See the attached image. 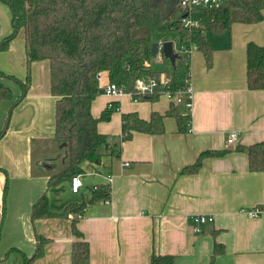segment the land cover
<instances>
[{"label":"crops","instance_id":"1","mask_svg":"<svg viewBox=\"0 0 264 264\" xmlns=\"http://www.w3.org/2000/svg\"><path fill=\"white\" fill-rule=\"evenodd\" d=\"M204 25L208 22L202 14ZM13 32L9 7L0 2V43ZM212 49V66L195 51L188 65L193 87L190 132L180 134L173 118L164 119L162 135L134 133L120 143L118 158L104 156L99 164H82L77 193L70 181L47 189L45 172L55 161L32 170L31 142L54 136L56 98L49 92V63L30 67V87L17 104L21 87L0 79L12 89L13 99L0 105V264H22L36 247L35 236L48 240L44 256L34 264H71V218L30 219L32 205L45 192L50 210L60 213L72 203H87L92 188L109 185L108 203L86 208L77 223L89 244L90 264H148L152 254L175 257V264H210L214 245L222 246L213 264H264V170H248L244 153L230 152L221 158H206L196 174H180L204 151H222L264 141V90L250 91L246 83V47L264 46V21L233 24L229 32L205 34ZM25 43L19 32L6 51L0 52V72L21 81L26 77ZM100 87L108 83L100 75ZM117 110L99 133L118 139L121 116L136 113L149 120L152 112L164 114L166 97L156 102L134 101L127 95L112 99L100 91L91 105L97 118L108 103ZM180 112L182 109H179ZM238 133L234 145L226 139ZM5 171V173L3 172ZM8 177L5 217L2 220L3 189ZM76 177V176H75ZM260 207L253 218L246 211ZM203 215L213 222L195 234L189 218ZM11 249L12 251L7 254Z\"/></svg>","mask_w":264,"mask_h":264},{"label":"trees","instance_id":"2","mask_svg":"<svg viewBox=\"0 0 264 264\" xmlns=\"http://www.w3.org/2000/svg\"><path fill=\"white\" fill-rule=\"evenodd\" d=\"M12 14L13 32L0 43V52L6 51L19 32L25 43L26 77L21 81L0 72V79L21 87V94L13 105L22 100L30 87V67L34 62L49 63V92L56 98L54 108V136L51 139L31 142L32 170L45 161H54L56 154L63 160L57 167L46 171L47 189L71 181L83 173L82 164H99L105 155L118 158L120 143L131 140L134 133L162 135L164 119L173 118L180 134L190 132L189 116L170 103L164 114L152 112L149 120L136 113L121 116V135L111 139L97 130L100 122L110 120L116 112L105 108L100 116L91 114V105L100 95L99 75L125 91L134 90L138 79H149L161 71L153 67L151 58L155 42L177 33L181 45H195L201 52L205 66H212V49L205 36L207 32L219 35L229 32L233 24H257L264 21V0H225L219 9L204 14L208 22L201 29H185L181 19L185 13L182 0H0ZM177 61V59H176ZM168 64L167 68L179 80L183 66ZM149 64V66L147 65ZM188 66H184V72ZM246 83L250 91L264 90V46L252 42L246 47ZM159 95H147L138 101L156 102ZM13 99L12 89L0 81V105ZM6 121L0 130V139L8 128ZM230 152L244 153L248 158V170L252 173L264 170V141L249 146H237L222 151H204L195 162L184 167L180 174H196L206 158H221ZM2 170V169H0ZM5 173V171H3ZM8 177L3 189L2 220L5 217V200ZM109 185L92 188L87 203H72L60 213L50 210L47 194L32 205L30 219L71 218V233L77 238L72 244L70 263L90 264L89 244L77 228L90 205L108 203L111 198ZM34 253L23 254L22 264H34L44 256L48 240L35 236ZM15 249H11L7 254ZM222 253V246L215 244L210 264ZM175 257L152 254L148 264H175Z\"/></svg>","mask_w":264,"mask_h":264},{"label":"built area","instance_id":"3","mask_svg":"<svg viewBox=\"0 0 264 264\" xmlns=\"http://www.w3.org/2000/svg\"><path fill=\"white\" fill-rule=\"evenodd\" d=\"M225 5V0H182V6L185 11L182 19L181 25L183 28L191 29H201L204 28V22L202 20V14L209 12L211 10L219 9ZM165 41L159 40L158 43V52L155 58L164 60L162 54V45ZM173 44V43H172ZM173 51L177 55V61L181 62V65L188 66L192 54L197 51L195 45H178L175 47L173 45ZM149 66V64H147ZM183 66V76L181 79H177L175 73L171 71V68H167L165 71H161L160 74H157L156 77L149 79H138L135 82L134 90L127 92L124 88L118 87L114 84L107 83L100 87L101 93L116 99V97H121L127 95L130 99L138 101L140 98L147 95H159L166 97L170 103L182 109L181 113L185 116H191L190 112L193 106V87L189 81V72L185 70ZM101 76L99 75L98 81L100 83ZM114 102H110L107 105V109L114 108ZM238 137V133L232 132L228 135L226 139V144L228 146L234 145ZM80 187L79 176L73 177L70 181V188L73 193H77ZM262 213L260 207H254L246 211V214L249 217L257 218ZM192 231L195 234L201 232V226L213 222L212 217L203 216V215H194L189 218Z\"/></svg>","mask_w":264,"mask_h":264},{"label":"rangeland","instance_id":"4","mask_svg":"<svg viewBox=\"0 0 264 264\" xmlns=\"http://www.w3.org/2000/svg\"><path fill=\"white\" fill-rule=\"evenodd\" d=\"M10 9V8H9ZM11 11V10H10ZM16 38V37H15ZM15 38H14V40H15ZM178 35H177V33H171L170 35H168L166 38H164V39H162L163 41H170V42H172L173 43V45L176 47L177 45H178ZM160 60L159 59H157V58H154L153 59V67L156 69V70H158V71H165V70H167V66H168V61L166 60V59H164V60H161L162 61V63H160L159 62ZM177 63V66L178 67H181V62L180 61H176ZM183 69V68H182ZM183 71V70H182ZM111 139H113L112 137H111ZM106 156V155H105ZM55 163H57L58 165L59 164H61V162H62V160H63V157H62V154H56L55 155Z\"/></svg>","mask_w":264,"mask_h":264},{"label":"water","instance_id":"5","mask_svg":"<svg viewBox=\"0 0 264 264\" xmlns=\"http://www.w3.org/2000/svg\"><path fill=\"white\" fill-rule=\"evenodd\" d=\"M158 52V43L155 42L152 46L151 50V58H154ZM162 54L165 59L169 61L171 65L175 64V60L177 59V55L173 51V44L170 41H166L162 45Z\"/></svg>","mask_w":264,"mask_h":264},{"label":"bare ground","instance_id":"6","mask_svg":"<svg viewBox=\"0 0 264 264\" xmlns=\"http://www.w3.org/2000/svg\"><path fill=\"white\" fill-rule=\"evenodd\" d=\"M154 58H155V57H154ZM166 60H167V59H166ZM167 61H168V60H167ZM175 61H176V60H175ZM168 63H169V61H168ZM169 64H170V63H169ZM156 76H157V75H156ZM156 76H155V77H156ZM108 83H109V82H108ZM99 89H100V83H99ZM100 91H101V89H100ZM160 97H161V96H160Z\"/></svg>","mask_w":264,"mask_h":264}]
</instances>
